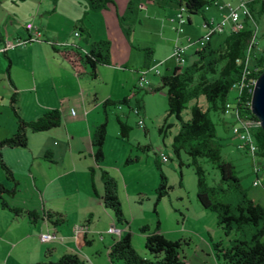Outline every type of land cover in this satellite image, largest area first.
<instances>
[{"label": "crops", "instance_id": "obj_1", "mask_svg": "<svg viewBox=\"0 0 264 264\" xmlns=\"http://www.w3.org/2000/svg\"><path fill=\"white\" fill-rule=\"evenodd\" d=\"M50 1L49 8H46L44 0H20L22 4L11 0L14 9H4L0 20L2 26L5 22L4 29L0 30V142L16 131V119L10 108V98L14 93L15 108L25 122L36 120L51 110H57L62 118L61 125L48 132L27 131L26 148L2 150L3 161L18 184L15 195L7 198V203L24 212H35L37 218L34 222L26 215L14 216L0 209V219L9 222L0 223V264L56 261L68 253L79 256L86 264H123L111 262L108 253L111 245L129 232L130 226L125 230L116 225L111 212L101 203L100 170L111 173L105 161L100 165L95 164L92 135L98 125L104 120L108 121V113L115 107L103 109L104 102H116L132 96L138 79L137 71L144 66V49L153 50L149 66H162L166 73H160L161 76L176 67L172 52L180 41H174L173 45L171 30L174 26L169 18L172 16L170 11H174L176 16L180 3L170 0L175 9L168 7L160 12L155 8L158 6L155 0H111L100 10L89 11L84 0H70L73 16L51 29L48 23L45 27L40 23L46 13L56 11V0ZM161 1L169 4L167 0ZM215 5L217 7L219 4ZM77 8L82 15L77 13ZM221 11L224 15L228 14L226 8ZM121 18H124V22L120 21ZM31 21L41 30L38 27L26 28L25 25ZM69 28L79 36L68 37ZM36 32L40 37L30 40L36 37ZM100 41L110 44V65L97 67L95 78H91L80 54H84L92 43ZM72 45L79 50L72 48ZM192 45L182 44L187 58ZM103 69L125 76L114 88L115 82L105 77L106 70ZM92 82L95 83L92 85ZM97 85L113 86L99 91ZM71 110L75 115L71 114ZM115 116L120 119L121 116L125 117L123 113ZM105 144L106 140V157ZM119 150L115 166L117 159L123 160V168L138 162L139 157L135 156L137 162L125 165V160L131 156L130 150L126 147ZM260 165L264 166V160ZM127 175L122 173L123 181H126ZM113 176L117 182L116 175ZM0 183L9 189L14 187L13 183L5 180L4 174H0ZM117 187L119 197L118 182ZM74 193L80 199L68 200ZM260 195L264 198V190ZM44 212L59 216L62 222L51 224L43 217ZM196 212L201 215L209 211L197 208ZM74 213L78 216L74 217ZM98 218L108 219V224H92ZM210 218L212 223L213 217ZM76 226H83L86 230L79 238L73 234ZM113 226L120 230L119 235L108 233ZM102 232L107 233L101 238ZM198 232L201 250L195 253L193 264L205 260L204 253L209 254V246L216 243L210 235L209 226L202 227ZM160 233L165 237L161 229ZM42 234L55 237L49 242H41L39 236ZM138 242L142 247L140 256L146 257L145 240ZM184 253L185 249L181 255L187 260Z\"/></svg>", "mask_w": 264, "mask_h": 264}, {"label": "trees", "instance_id": "obj_2", "mask_svg": "<svg viewBox=\"0 0 264 264\" xmlns=\"http://www.w3.org/2000/svg\"><path fill=\"white\" fill-rule=\"evenodd\" d=\"M89 11L102 9L111 0H84ZM183 4L186 13V25H190V16L202 14L204 7L211 2L202 0H177ZM247 9L249 16L243 18L241 29L231 31L230 35L214 48L210 39L203 43L198 40V47L194 50L192 59L189 62L185 53V64L177 66L168 74L160 77V86L157 89H146L147 91H166L167 112L164 119V126L159 133L166 137L168 130L172 127L167 124L170 117H174L179 124L178 132L172 137L171 149L173 155L183 166L180 160L181 153L188 158L190 166L196 175L197 195L196 200L200 208L210 211L216 217V226L220 229L225 238H230L231 233L239 234L228 240V246L224 247L222 241L211 244L215 259L219 264H264V205L255 203L247 198V194L240 185V178L234 166L224 160L221 156L222 145L219 142L215 124L211 118L213 115L233 114L239 121L247 122L249 131L253 134L259 153L253 154V162L264 160V132L258 125V120L251 113V94L254 82L264 71V48L259 47L256 40L257 32L252 28L251 22L256 21V16L261 17L264 13V0H248ZM206 20L203 17V25ZM124 22V18L120 19ZM184 24V25H185ZM178 31V30H177ZM179 33V32H178ZM79 35V33H78ZM215 35V34H214ZM264 38V34L262 36ZM197 43V42H196ZM195 43V44H196ZM182 46V45H180ZM72 48L78 49L77 46ZM110 44L106 41L92 43L84 54H80L82 63L88 67L89 75L95 78V70L100 66H109ZM145 61L144 66L137 71L148 72L153 50H143ZM188 60V62H187ZM160 76V75H159ZM138 80V79H137ZM235 92L234 98L230 101L229 95ZM123 98L120 101H106L103 109L118 105H128L129 100L134 96ZM203 99L207 108L203 109L199 101ZM190 118L183 119V112L189 103ZM16 94L10 98V108L16 119V131L9 138L0 142V168L4 172L5 180L14 184V187L7 188L0 183V209L10 212L14 216L26 215L34 222L37 218L35 212H24L21 209L10 206L7 198L16 193L17 182L8 166L2 158L4 148H26L28 137L27 131L32 133H45L61 125V115L57 110H51L36 120L25 122L17 113L15 108ZM142 107L138 104L136 116H139ZM118 133L121 140H127L130 128L120 118H116ZM106 121L98 125L92 135V146L94 149V161L100 165L104 161V143L107 136ZM144 130V128H143ZM141 151H149V145H137ZM158 156V155H157ZM168 158V157H167ZM169 161V158H168ZM137 162V158H127L125 165ZM210 163L212 168L218 172L219 182L211 185L207 182V173L203 164ZM160 161L155 160L154 165L158 171V186L155 190L156 204L167 197L171 187L167 184ZM260 169L264 170V166ZM92 175L93 169L90 170ZM102 184L101 203L105 209L111 212L115 224L128 228V222L123 215L121 203L118 197V187L115 178L105 170H100ZM261 186L263 182H260ZM231 192L240 194L236 204L225 202L222 197ZM45 217L51 224L57 225L62 221L59 216L44 212ZM246 226L253 227L254 232L251 239L242 240L243 230ZM139 232L145 235L144 249L147 256L142 257L131 245L130 233L116 240L109 248L108 256L111 262L123 264H187L181 253L182 247L187 246L185 241H172L166 239L161 233L159 222L154 230L148 226H142ZM33 264H86L75 254H64L56 261L44 260Z\"/></svg>", "mask_w": 264, "mask_h": 264}, {"label": "rangeland", "instance_id": "obj_3", "mask_svg": "<svg viewBox=\"0 0 264 264\" xmlns=\"http://www.w3.org/2000/svg\"><path fill=\"white\" fill-rule=\"evenodd\" d=\"M15 1L21 3L20 0ZM208 1L211 2V4L207 7H204L205 9L202 14L200 13L190 16L191 24L189 26L186 24L183 25L182 33H178V21L176 16H174V11H170L172 16L169 18V20L174 26V28L171 30L173 45H175L174 41H180L179 45H186V43H189V46L197 42L196 44L192 45L190 49H188L189 62L191 61L190 57H192L194 50L198 47V40L203 38L207 32V29L203 25V17H209L207 19L213 18L215 19V24H217L220 20H222V18L226 16L224 15L225 13L221 11L223 8H226V11L229 12V8L227 7L228 4L231 6H236V0ZM49 2L51 4L52 1L44 0L43 4L46 8H49ZM166 2L169 4H166L161 0H155V4L158 3V6L155 8L160 12H163L165 9L167 10L168 7L175 9L173 2L170 0H167ZM0 3L1 20L3 10H13L14 4L11 3V0H0ZM215 3L219 5L216 7ZM56 5V11L53 14L52 12L46 13L44 19L42 22H40L42 23L43 27L46 26V23L49 24L51 29L54 26L59 27L61 24L69 21V18L73 16V7L70 4V0H56ZM77 13L82 15L81 10L78 8ZM142 16H144V13ZM188 16L189 15L185 12L184 18H187ZM4 24L5 22L3 23V26L0 24V30L4 29ZM250 24L257 32L256 40L259 43V47L263 49L264 38L262 36L264 34V13L261 17L256 16V21L251 22ZM25 27L28 29H30L29 27H31V29H35L34 27L38 26L34 25L33 21H31L30 23H27ZM38 29H40V27H38ZM230 33L231 29L227 26L223 33L219 35H213L211 37V45L216 48L222 43L227 35H230ZM67 36L75 38L74 32L71 30V28L67 30ZM68 43L70 44V42ZM173 61L176 64L174 57ZM155 69H158L161 74L166 73L163 67L159 65H153L149 71L145 73L151 88L154 90L160 86L161 77V74L160 76H156L154 73ZM103 70H106L105 77L107 79H111L110 81L115 82L114 88L118 86L117 84L121 82V78L125 76L123 73H116L115 75L113 72L108 73V69ZM139 75L140 74H138V76ZM93 83L95 82H92L91 84L93 85ZM110 86L113 85H99L98 88L99 91H102ZM134 92L135 93L131 98L130 104L118 105L113 108L111 107V112L108 113V121L106 122L107 136L105 144L107 156L104 158L105 166L109 168L111 173L110 175H116L117 177L116 179L119 185V199L121 201V208L123 215L130 226L129 233L131 245L136 253L140 255L142 247L138 244L140 243L138 241L140 239L145 240V235H142L139 232V229L142 226H148L152 231L156 227L157 222H159V228L165 234L166 239H171L172 241L180 239V241L190 242V247H188V243V249H186V246H183L182 251L185 249L186 252L184 253L187 259L185 260V263L193 264L195 253H198L201 250L199 246L198 231L201 230L202 227L209 226L210 235L214 242H217L219 239H221L223 241L224 247L228 246L229 239L235 238L236 236H239V234L232 232L230 238H225L221 231L216 228V221L214 220L215 216L210 213V211L200 213L201 215H198L196 212V209L200 208V205L196 200V175L193 169L188 166V158L183 153H181L180 160L184 165L181 167L179 166V161L173 155L170 145V143H172V137L178 132V122L174 117H170L166 123L171 124L172 127L168 130L166 137L159 133V129L165 125L164 119L167 112L166 91L161 89L159 91L152 92L145 89H138L136 86L134 88ZM235 94L236 93L232 91V93L229 95L230 101L234 98ZM137 101L142 107L140 109L139 116H136L133 113V110L137 108ZM192 104L193 102L189 103L188 107L183 112L184 121H187L190 118L189 107H191ZM199 104L203 109L207 108V104L203 99L199 101ZM122 113L125 115V117L121 116ZM115 115L121 116V120L125 122L130 128L127 141L121 140L119 138V133L118 135L116 134V132H118V124L116 122ZM210 115L213 123L215 124L219 142L222 145V158L234 166L237 176L240 178V185L247 194V198L254 200L255 203H261L263 205L264 198L260 197V194L264 190V171L260 170L257 175L254 173V167H261L260 164L262 160H256L255 165L252 155L247 153L246 150L239 148V133L243 130L242 122L239 121L233 114L213 115V113H211ZM139 120L143 121L144 130L143 128H139L137 126V122ZM137 145H149L151 149L147 152L141 151L137 149ZM125 147L130 150L131 159H134L135 156L139 157L138 162L134 165L123 168V160L121 161L117 159V166H115L114 161L115 158L118 157L117 152H120L119 148ZM160 153H163L169 158L167 163L160 165L164 175L166 176L167 184L171 187V190L167 197L163 198L156 204L155 190L158 186L159 177L158 171L154 165V161H160L157 156ZM203 168L207 173V182L211 185L218 184L219 175L218 172L212 168V165L210 163H205L203 164ZM118 170L120 171L119 175ZM127 172L130 173V176L127 175ZM122 173H126V181H123L121 176ZM0 174H4L1 168ZM254 181L258 183V186L255 187L253 185ZM260 182H263L262 186ZM239 198L240 194L236 192H231L222 197L225 202L231 204H236L239 201ZM67 199L78 201L80 197L74 193L71 194ZM73 216H78V214L74 213ZM210 217H213L212 223L210 222ZM24 222L25 221H23L22 224H24ZM0 223L8 224L9 222H4L2 219H0ZM92 224H108V219H94ZM253 232V227L246 226L243 230L242 240L251 239ZM105 233L107 232H102V234H100L101 238ZM97 239H100V237L97 236ZM261 241L264 243V237ZM209 251L210 255L204 253L205 255H203V257L205 260H200L196 262V264H219V262L215 259L213 255L214 252L210 246ZM88 264H92V262H88Z\"/></svg>", "mask_w": 264, "mask_h": 264}, {"label": "built area", "instance_id": "obj_4", "mask_svg": "<svg viewBox=\"0 0 264 264\" xmlns=\"http://www.w3.org/2000/svg\"><path fill=\"white\" fill-rule=\"evenodd\" d=\"M248 6V0H236V6H231L230 4H228V8H229V12L228 14L222 18V20H220L217 24H215L213 18L206 20V23L204 25V27L207 29L206 35H204L202 42L206 43L209 41L210 37L212 35H219L221 33H223V31L227 28V26L231 29V31H236L237 29H241L243 26V18L249 16V11L247 9ZM185 7L183 4L180 5V7L178 8L177 12H176V19L178 21V32L182 33L183 32V28L182 26L185 24L186 22V18H184V13H185ZM36 37L31 38L30 40H34L35 38L40 37L39 33H35ZM75 37H78V33L74 34ZM8 45V44H7ZM173 57L176 60V64L177 66H183L185 64V48L183 46H180L179 44H176V46L173 49ZM146 72H141L140 75L138 76V80L136 83V86L138 89H150V83L147 80L146 77ZM154 73L156 74V76L160 75V72L158 69H155ZM255 84V82H254ZM135 114H137V110L134 111ZM71 114L75 115L74 110H71ZM137 126L139 128H144V123L142 120H139L137 122ZM243 130L239 133V148L244 149L247 151V153L253 155L256 153H259V149L256 146V143L254 141V136L253 134L249 131V126L247 124V122L242 124ZM264 154V153H263ZM158 158L160 160L161 163L165 164L168 162V158L163 154L160 153L158 155ZM260 167L256 166L254 167V173L257 175L258 172L260 171ZM258 180V179H257ZM253 185L256 187L258 186L257 182H253ZM85 228L83 226H76L73 229V234L76 238H79L81 236L84 235L85 233ZM108 233L110 234H115V235H119L120 234V230L116 227H111L108 229ZM55 236L50 235V234H42L39 236V240L41 242H49L52 239H54Z\"/></svg>", "mask_w": 264, "mask_h": 264}, {"label": "water", "instance_id": "obj_5", "mask_svg": "<svg viewBox=\"0 0 264 264\" xmlns=\"http://www.w3.org/2000/svg\"><path fill=\"white\" fill-rule=\"evenodd\" d=\"M251 113L258 120V125L264 132V71L255 81L251 94Z\"/></svg>", "mask_w": 264, "mask_h": 264}]
</instances>
